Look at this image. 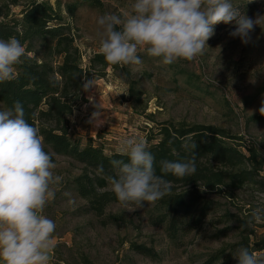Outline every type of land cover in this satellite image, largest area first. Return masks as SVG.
<instances>
[{"label": "rangeland", "instance_id": "1", "mask_svg": "<svg viewBox=\"0 0 264 264\" xmlns=\"http://www.w3.org/2000/svg\"><path fill=\"white\" fill-rule=\"evenodd\" d=\"M29 1L33 0H0V21L20 19ZM37 1L55 8L70 22L83 67L94 53H101L102 29L98 18L106 12L123 15L134 2L95 0L94 5L83 4L73 19L68 20L62 5L78 0ZM231 3L248 17H259V24L250 32L247 43L230 35L234 23H219L214 26V35L207 41L202 55L172 64L183 72L180 75H174L170 66L162 63V57H150L145 51H138L141 64H119L128 71L129 82L134 86L123 80L121 70L113 72L107 68L102 79L93 76L84 89L86 103L69 118L71 132L83 138L100 135L107 149L121 152L124 138L136 136L143 140L163 122L213 125L256 144L264 155V124L249 121V117L260 113L264 102V0H231ZM34 49L41 51L38 45ZM134 91L139 102L136 96H130ZM134 102L145 108L144 114L133 110ZM94 113L99 114L97 119L93 118ZM53 161L56 164L53 171L62 179L52 186L55 198L43 212L56 224L51 264H203L213 253L238 241L234 233L215 238L216 231L230 226L218 223L222 210L210 215L200 229L184 232L175 241L167 238L163 226L150 221L149 203L139 208L112 203L106 207L104 217H116L118 223L103 225L102 218L80 211L86 202L78 198L71 184L81 173L78 165L64 157L53 156ZM248 195L245 193V201L250 199ZM225 210L236 211L231 207ZM253 229L256 236L264 237L263 229ZM132 245L151 249L155 258L136 253ZM235 255H231L229 264L237 263Z\"/></svg>", "mask_w": 264, "mask_h": 264}, {"label": "trees", "instance_id": "2", "mask_svg": "<svg viewBox=\"0 0 264 264\" xmlns=\"http://www.w3.org/2000/svg\"><path fill=\"white\" fill-rule=\"evenodd\" d=\"M95 2L78 0L62 6L71 20L83 4L94 5ZM9 37L19 39L26 51L22 62L16 66V78L0 83V110H7L14 101H20L25 119L39 129L45 151L52 157L67 158L80 168L81 173L71 182L78 198L86 202L80 211L102 218L103 225L117 224L116 217H104L108 205L121 204L109 191L108 177L117 174L111 161H126L127 156L107 149L100 135L96 138L74 135L69 118L86 103L84 89L93 76L102 79L107 68L113 72L121 70L123 80L133 87L128 71L119 64L108 63L102 53H94L83 67L70 22L58 10L37 0L26 4L20 19L0 21V39ZM35 45L41 51L36 52ZM169 66L174 75L183 73L172 64ZM131 95L139 102L135 91ZM132 108L144 114L145 108H139L135 102ZM249 121L264 124V115H253ZM143 140L155 156L157 175H163L161 160L184 161L195 156V174L184 178L166 175L164 178L172 183L171 191L155 203H149L152 205L150 221L163 226L168 239L175 241L184 232L200 229L210 215L222 210L218 223L230 226L216 231L215 238L234 233L238 241L213 253L203 264L219 261L229 264L231 255L237 254L241 247L264 255V237L256 236L253 231L254 227L264 230V220L259 225L256 221L249 223L251 210L264 209V155L256 144L213 125L170 122L157 124L155 132ZM245 193L249 194V200L245 201ZM228 207L235 209V213L225 210ZM131 248L151 259L156 256L142 245ZM227 250L230 252L225 256Z\"/></svg>", "mask_w": 264, "mask_h": 264}, {"label": "clouds", "instance_id": "3", "mask_svg": "<svg viewBox=\"0 0 264 264\" xmlns=\"http://www.w3.org/2000/svg\"><path fill=\"white\" fill-rule=\"evenodd\" d=\"M97 23L102 29L100 52L108 63L139 65L138 51H145L170 65L202 55L219 23H234L230 35L247 43L259 17H248L231 0H134L130 11L123 15L106 12ZM25 51L16 37L0 39V83L16 78V66ZM259 112L264 115V102ZM121 155L127 160L111 161L117 174L108 180L125 207H143L145 202L155 203L169 194L172 183L164 178L168 174L184 178L196 172L193 155L184 161L161 160L163 175H157L155 156L136 136L121 141ZM55 168L39 129L25 119L23 104L14 101L12 107L0 110V264H50L56 224L43 212L55 198L52 186L62 179ZM261 220L264 209L251 210L249 223ZM234 258L237 264H264V255L247 247L238 249Z\"/></svg>", "mask_w": 264, "mask_h": 264}, {"label": "crops", "instance_id": "4", "mask_svg": "<svg viewBox=\"0 0 264 264\" xmlns=\"http://www.w3.org/2000/svg\"><path fill=\"white\" fill-rule=\"evenodd\" d=\"M53 259H54V248H53V250L50 252V264L52 263Z\"/></svg>", "mask_w": 264, "mask_h": 264}]
</instances>
